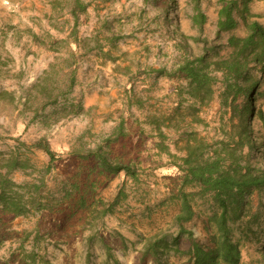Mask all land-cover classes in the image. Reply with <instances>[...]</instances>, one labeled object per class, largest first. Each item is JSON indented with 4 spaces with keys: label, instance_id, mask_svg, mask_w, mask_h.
Instances as JSON below:
<instances>
[{
    "label": "rangeland",
    "instance_id": "1",
    "mask_svg": "<svg viewBox=\"0 0 264 264\" xmlns=\"http://www.w3.org/2000/svg\"><path fill=\"white\" fill-rule=\"evenodd\" d=\"M164 1L82 0L86 7L74 24L69 0H0V155L23 151L20 141L30 145L40 137L57 155L45 175L54 193L52 209L28 216L0 214V264H86L87 256L90 264H139L144 237L175 231L180 157L188 141L215 138L226 114L216 97L200 105L188 94L186 79L169 74L182 52L161 18ZM170 2V27L195 35L186 17L190 5ZM252 4L260 5L261 13L250 12ZM201 7L207 15L204 36L213 39L218 2L202 0ZM248 7V21L264 25V0H252ZM234 16L238 24L218 42L246 33L238 11ZM228 51L222 47L219 54ZM51 64L59 70L53 75L56 87L64 86L58 80L62 69L70 65L74 70L75 84L67 96L84 110L46 125L41 115L49 107L41 109L36 99L25 101ZM160 67L165 73L149 69ZM94 151L130 165L136 176L99 172ZM28 154L39 167L48 163L41 149ZM12 177L30 179L21 171ZM184 190L194 210L184 226L199 243L211 245V202L194 186ZM80 195L83 207L72 202ZM92 233L104 238L112 257L99 239L88 244ZM188 245L184 239L178 244L181 251ZM239 246L240 264H262L259 243L240 239ZM164 257L168 264L189 263L185 252L169 250ZM143 264L154 263L148 258Z\"/></svg>",
    "mask_w": 264,
    "mask_h": 264
},
{
    "label": "trees",
    "instance_id": "2",
    "mask_svg": "<svg viewBox=\"0 0 264 264\" xmlns=\"http://www.w3.org/2000/svg\"><path fill=\"white\" fill-rule=\"evenodd\" d=\"M69 1V14L76 24L86 6L82 0ZM170 1L165 0L161 5V18L167 30L177 38L176 46L182 53L169 74L186 79L188 94L200 105H207L216 97L226 118L222 119L215 138L188 141L185 154L177 164L182 175L178 190L180 205L174 216L176 229L173 233L161 231L144 237L139 264L148 258L154 264H168L164 256L169 250L188 253V264H240V239L260 244L264 264V25L257 20L248 21V16L252 15L248 4L252 0H217L214 38L208 39L203 33L207 15L201 7L202 0H186L190 5L186 17L196 33L186 36L170 27ZM235 10L245 21L246 33L228 34L224 42H218L238 24ZM188 39L196 44L198 53L193 52ZM222 47L229 48L227 54H219ZM149 69L165 73L164 67ZM58 72L51 64L44 76L32 84L25 101L30 103L31 99H36L41 109L49 107V111L41 115L46 125L84 110L79 100L67 96L75 84L74 70L70 65L61 70L63 74L58 80L63 81V87L54 85L53 75ZM121 130L119 124L114 134H121ZM18 145L24 150L0 155V214L28 216L52 209L54 193L47 186L45 175L53 168L56 152L44 137L30 145L23 141ZM32 148L46 153L49 160L45 166L39 167L31 159L28 151ZM92 161L99 172L125 171L128 176H136L130 165L102 151H94ZM17 171L30 179L15 181L12 175ZM187 185L196 187L198 193L211 202V245L199 243L184 226V222L194 216L189 193L184 190ZM65 195L70 194L66 191ZM72 200L81 207L85 205L82 195ZM95 238L102 242L107 257H112L111 247L96 233L87 236L88 244ZM181 239L189 244L186 251L178 246ZM86 264H90L89 256Z\"/></svg>",
    "mask_w": 264,
    "mask_h": 264
},
{
    "label": "crops",
    "instance_id": "3",
    "mask_svg": "<svg viewBox=\"0 0 264 264\" xmlns=\"http://www.w3.org/2000/svg\"><path fill=\"white\" fill-rule=\"evenodd\" d=\"M259 6L260 5H258V4H252V8L250 7V12H255L256 15H258L259 13H261V11L259 10V8H260Z\"/></svg>",
    "mask_w": 264,
    "mask_h": 264
}]
</instances>
